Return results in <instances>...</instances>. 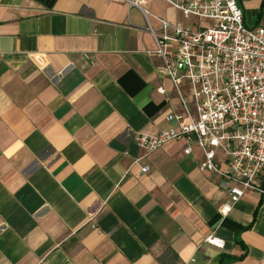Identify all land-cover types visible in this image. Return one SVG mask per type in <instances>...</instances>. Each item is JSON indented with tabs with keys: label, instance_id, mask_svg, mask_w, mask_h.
Returning <instances> with one entry per match:
<instances>
[{
	"label": "crops",
	"instance_id": "0c3cea01",
	"mask_svg": "<svg viewBox=\"0 0 264 264\" xmlns=\"http://www.w3.org/2000/svg\"><path fill=\"white\" fill-rule=\"evenodd\" d=\"M146 10L178 21L165 0H0V264H264V195L224 215L195 142L136 143L182 109Z\"/></svg>",
	"mask_w": 264,
	"mask_h": 264
},
{
	"label": "built area",
	"instance_id": "2783aa9c",
	"mask_svg": "<svg viewBox=\"0 0 264 264\" xmlns=\"http://www.w3.org/2000/svg\"><path fill=\"white\" fill-rule=\"evenodd\" d=\"M128 1L139 5L142 0ZM165 1L190 22H172L146 10L147 28L162 59L159 71L172 80L182 109L167 114V128L137 133L135 140L144 155L178 139L186 141L184 152L191 154L195 142L203 152L199 169L232 183L230 200L221 206L225 215L248 191L264 195V25H247L238 0ZM206 241L223 244L212 234Z\"/></svg>",
	"mask_w": 264,
	"mask_h": 264
},
{
	"label": "rangeland",
	"instance_id": "374dc122",
	"mask_svg": "<svg viewBox=\"0 0 264 264\" xmlns=\"http://www.w3.org/2000/svg\"><path fill=\"white\" fill-rule=\"evenodd\" d=\"M178 21H182L185 23L190 22V20H186L181 12H178ZM188 93V90L186 91Z\"/></svg>",
	"mask_w": 264,
	"mask_h": 264
}]
</instances>
